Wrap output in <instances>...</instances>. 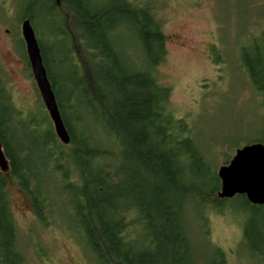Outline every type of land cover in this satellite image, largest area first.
I'll use <instances>...</instances> for the list:
<instances>
[{
    "label": "trees",
    "instance_id": "trees-1",
    "mask_svg": "<svg viewBox=\"0 0 264 264\" xmlns=\"http://www.w3.org/2000/svg\"><path fill=\"white\" fill-rule=\"evenodd\" d=\"M27 1L19 21L29 20L32 29L31 8L44 14L47 2L50 18L60 19L54 37L64 58H50L45 40L37 42L69 143L59 142L43 110L24 115L13 105L0 72V145L8 165L0 172V264H26L6 196L8 176L44 225L61 199L75 225L66 227L93 264H223L204 213L222 214L236 201L244 209L242 242L255 252L264 248V205L244 196L218 199L216 168L169 110L170 90L155 76L167 36L150 2ZM126 30L141 49L139 62L119 45ZM240 55L251 88L264 99V45L259 55L246 49ZM259 130L253 143L264 146V106ZM187 204L198 208L191 221L202 229L203 251Z\"/></svg>",
    "mask_w": 264,
    "mask_h": 264
},
{
    "label": "rangeland",
    "instance_id": "rangeland-1",
    "mask_svg": "<svg viewBox=\"0 0 264 264\" xmlns=\"http://www.w3.org/2000/svg\"><path fill=\"white\" fill-rule=\"evenodd\" d=\"M131 1L150 2L154 8L167 36L166 59L156 68L155 76L161 86L170 90L172 116L185 121L191 139L217 171L228 164L237 149L259 137L264 99L251 88L240 53L246 49L254 57L264 45V0ZM27 3L0 0V72L13 105L22 114L39 109L47 114L23 56L26 53L19 19L23 8L29 7ZM48 9L50 2L44 14L31 8L35 15L33 30L38 41L45 40L50 58L62 59V44L54 37L60 19L50 18ZM118 36L129 58L142 60L132 31H121ZM64 67L65 63L57 68L58 79ZM6 196L26 264H93L79 239L66 227L72 229L75 225L64 213L61 199L56 200L55 213L44 225L36 220L28 198L9 176ZM187 206L192 215L191 234L198 250L203 251L202 229L191 221L196 222L198 208ZM224 208L222 214L215 209L204 213L207 237L223 252V264H264V248L255 252L242 242L243 205L227 202Z\"/></svg>",
    "mask_w": 264,
    "mask_h": 264
},
{
    "label": "water",
    "instance_id": "water-1",
    "mask_svg": "<svg viewBox=\"0 0 264 264\" xmlns=\"http://www.w3.org/2000/svg\"><path fill=\"white\" fill-rule=\"evenodd\" d=\"M20 32L31 75L55 136L62 145H68L69 136L62 123L42 63L39 45L29 20L21 22ZM7 170V161L0 145V172L5 173ZM216 173L220 181L218 199L231 200L236 196H244L253 206L264 205V146L262 144L251 143L237 149L228 164L219 167Z\"/></svg>",
    "mask_w": 264,
    "mask_h": 264
},
{
    "label": "flooded vegetation",
    "instance_id": "flooded-vegetation-1",
    "mask_svg": "<svg viewBox=\"0 0 264 264\" xmlns=\"http://www.w3.org/2000/svg\"><path fill=\"white\" fill-rule=\"evenodd\" d=\"M24 20H26V19L24 18L22 21H24ZM22 21H21V22H22ZM5 33H7V31H5Z\"/></svg>",
    "mask_w": 264,
    "mask_h": 264
}]
</instances>
